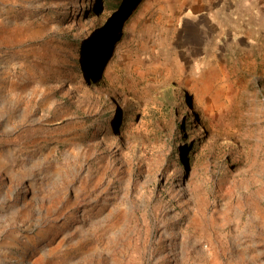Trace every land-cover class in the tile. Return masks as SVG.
Masks as SVG:
<instances>
[{
	"label": "rangeland",
	"instance_id": "obj_1",
	"mask_svg": "<svg viewBox=\"0 0 264 264\" xmlns=\"http://www.w3.org/2000/svg\"><path fill=\"white\" fill-rule=\"evenodd\" d=\"M233 2L137 0L113 43L105 0H0V264H264V3Z\"/></svg>",
	"mask_w": 264,
	"mask_h": 264
},
{
	"label": "trees",
	"instance_id": "obj_2",
	"mask_svg": "<svg viewBox=\"0 0 264 264\" xmlns=\"http://www.w3.org/2000/svg\"><path fill=\"white\" fill-rule=\"evenodd\" d=\"M136 1L137 0H132V1H130V0H105L104 5L98 4L95 8L90 10V15H96L97 13H100L101 9H103L106 6H107V9L111 10L112 16L110 18V21L114 20L117 24H119L118 28L116 29V37L113 38V43H115L117 40H120L122 30H123V25L129 20L131 13L136 6ZM100 39H102V41L104 43H105V41H107L104 33H101ZM81 40L82 39L75 40V44L76 45L81 44V48H83V42ZM96 41H97V36H95L94 41L90 43L91 46H95ZM103 47L104 46L102 45V50H103ZM104 57L105 56H104V50H103V52L99 53V55H98L99 60L96 62L97 65L94 64V66L92 67V71H91V75H90L91 80L93 78H96L97 81L101 80L103 73L106 70L105 69L106 67L103 66V70L100 72L101 73V76H100L99 69L101 68L100 65H101Z\"/></svg>",
	"mask_w": 264,
	"mask_h": 264
},
{
	"label": "crops",
	"instance_id": "obj_3",
	"mask_svg": "<svg viewBox=\"0 0 264 264\" xmlns=\"http://www.w3.org/2000/svg\"><path fill=\"white\" fill-rule=\"evenodd\" d=\"M243 0H234V6L236 7L240 2H242ZM245 1V0H244ZM247 1H250V3H249V5H252L250 8V11H253V10H255V6H256V4H260L261 5V2H263L264 3V0H247ZM239 8L237 7V10H238Z\"/></svg>",
	"mask_w": 264,
	"mask_h": 264
}]
</instances>
